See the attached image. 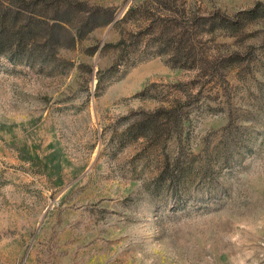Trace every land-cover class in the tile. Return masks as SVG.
Returning <instances> with one entry per match:
<instances>
[{
    "label": "rangeland",
    "instance_id": "obj_1",
    "mask_svg": "<svg viewBox=\"0 0 264 264\" xmlns=\"http://www.w3.org/2000/svg\"><path fill=\"white\" fill-rule=\"evenodd\" d=\"M75 1L110 21L62 41L46 64L0 55V264H264V15L203 37L205 52L227 60L187 107L192 154L217 143L229 113L251 152L186 191L154 194L152 166L135 158L141 143L124 132L197 71L167 54L116 61L103 48L130 28L117 22L138 0ZM176 2L182 21L264 9V0Z\"/></svg>",
    "mask_w": 264,
    "mask_h": 264
},
{
    "label": "trees",
    "instance_id": "obj_2",
    "mask_svg": "<svg viewBox=\"0 0 264 264\" xmlns=\"http://www.w3.org/2000/svg\"><path fill=\"white\" fill-rule=\"evenodd\" d=\"M176 4V0L134 2L117 22L130 28L120 29L115 43L103 45L115 48L116 61L133 64L145 59L144 54H167L171 66L197 71L193 79L176 83L185 89L178 88L166 104L139 111L124 132L131 143H141L135 158L152 166L146 186L154 194L186 191L189 186L211 178L216 170L230 166L242 150L251 152L247 142L240 140L232 129L233 116L229 113L228 124L221 130L217 143L207 141L198 155L192 154L186 148L187 107L200 99L197 86L202 85L204 77V82L220 79L217 72L227 60V56L205 52L203 37L213 35L218 24L230 32L242 30L253 18L264 15V9L258 13L257 7L251 8L227 21L204 15L182 21ZM87 7L85 2L75 0H0V55L11 62L48 63L62 41L72 45L96 26L110 21L111 14L106 9ZM98 13L101 21L96 23Z\"/></svg>",
    "mask_w": 264,
    "mask_h": 264
}]
</instances>
